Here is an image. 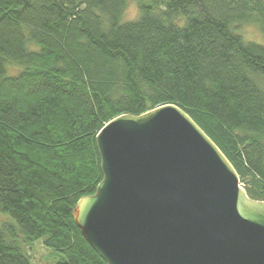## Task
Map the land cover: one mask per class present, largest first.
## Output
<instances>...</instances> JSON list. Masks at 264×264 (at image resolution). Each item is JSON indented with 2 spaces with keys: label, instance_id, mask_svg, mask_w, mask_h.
<instances>
[{
  "label": "trees",
  "instance_id": "1",
  "mask_svg": "<svg viewBox=\"0 0 264 264\" xmlns=\"http://www.w3.org/2000/svg\"><path fill=\"white\" fill-rule=\"evenodd\" d=\"M131 1L139 16L124 22ZM264 0H0V264H106L73 216L114 118L182 108L264 201ZM23 67L8 75V65ZM1 216V215H0Z\"/></svg>",
  "mask_w": 264,
  "mask_h": 264
},
{
  "label": "water",
  "instance_id": "2",
  "mask_svg": "<svg viewBox=\"0 0 264 264\" xmlns=\"http://www.w3.org/2000/svg\"><path fill=\"white\" fill-rule=\"evenodd\" d=\"M96 142L103 179L73 216L106 264H264V201L182 108L120 115Z\"/></svg>",
  "mask_w": 264,
  "mask_h": 264
},
{
  "label": "rangeland",
  "instance_id": "3",
  "mask_svg": "<svg viewBox=\"0 0 264 264\" xmlns=\"http://www.w3.org/2000/svg\"><path fill=\"white\" fill-rule=\"evenodd\" d=\"M139 16L138 4L136 1H131L127 12L124 15V22L134 21ZM240 35L245 41H252L259 44H264V36L259 27L255 25L244 26L240 29ZM23 70V67L16 65H8V75L16 76ZM0 221L4 218L10 219L12 222L14 220L7 214L0 213ZM15 223V222H14ZM28 253L31 256L32 264H58L61 256L60 254L53 253L51 250L45 248L41 241L36 242L32 247H27Z\"/></svg>",
  "mask_w": 264,
  "mask_h": 264
},
{
  "label": "built area",
  "instance_id": "4",
  "mask_svg": "<svg viewBox=\"0 0 264 264\" xmlns=\"http://www.w3.org/2000/svg\"><path fill=\"white\" fill-rule=\"evenodd\" d=\"M240 185H241V187H242L243 189H245V190H246V188H247V185H246V183H245V182H242V181L240 180Z\"/></svg>",
  "mask_w": 264,
  "mask_h": 264
}]
</instances>
